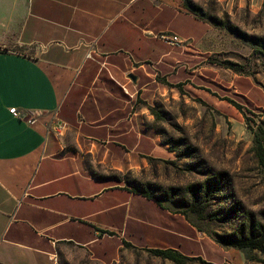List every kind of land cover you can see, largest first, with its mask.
Wrapping results in <instances>:
<instances>
[{
	"label": "crops",
	"instance_id": "0c3cea01",
	"mask_svg": "<svg viewBox=\"0 0 264 264\" xmlns=\"http://www.w3.org/2000/svg\"><path fill=\"white\" fill-rule=\"evenodd\" d=\"M190 1L231 21L264 12V0ZM220 39L183 0H0V264H108L124 242L185 255L200 241L120 176L173 157L148 125L158 66L219 53Z\"/></svg>",
	"mask_w": 264,
	"mask_h": 264
},
{
	"label": "rangeland",
	"instance_id": "374dc122",
	"mask_svg": "<svg viewBox=\"0 0 264 264\" xmlns=\"http://www.w3.org/2000/svg\"><path fill=\"white\" fill-rule=\"evenodd\" d=\"M205 12L216 16L210 8ZM216 17L239 33L264 38L262 11L254 16L244 12L234 21ZM229 27L215 28L221 36L219 53L182 56L184 69L158 66L159 92L151 104L153 113L147 112L148 125L173 157L148 159L145 169L120 176V186L148 192L160 200L161 208L185 217L199 233L200 241L197 235L190 238L183 255L189 259L186 264H264V249L242 252L216 243L217 236L231 234L250 220L264 227V169L253 143L257 134L264 146V53H255ZM169 48L161 45L160 51ZM215 173H223L224 181L212 197L191 191ZM120 201L155 216L144 202L127 197ZM122 246L117 261L108 264H173L146 246ZM107 251L115 253V244Z\"/></svg>",
	"mask_w": 264,
	"mask_h": 264
},
{
	"label": "trees",
	"instance_id": "16d2710c",
	"mask_svg": "<svg viewBox=\"0 0 264 264\" xmlns=\"http://www.w3.org/2000/svg\"><path fill=\"white\" fill-rule=\"evenodd\" d=\"M183 5L186 10L191 12L194 16L199 18L200 20L208 23L214 28H224L229 27L227 24H224L221 19L214 15L207 14L201 7L192 3L190 0H183ZM223 17H228L226 14H223ZM230 28V27H229ZM237 32V30L230 28ZM237 34L243 40V43L247 44L255 53H264V38L247 35L245 33ZM240 109V108H239ZM151 114L153 113V109L149 108ZM254 152L259 161V164L264 169V146L260 141L257 134H254ZM172 151V150H171ZM224 181L223 173H215L212 177L207 178L205 181L191 186V191L193 193L198 194L202 192L204 197H212L213 193L220 190ZM130 192L134 194L141 195L145 199L153 200L159 206H161L160 200L152 197L148 192L138 191V190H130ZM264 214V212H263ZM216 243L223 247L234 248L240 251L247 250H259L262 251L264 249V227L260 222L249 221V224H241L235 232L231 234L221 235L216 237ZM153 255L169 260L173 264H186L188 262V258L184 257L180 253L175 250H154L152 251Z\"/></svg>",
	"mask_w": 264,
	"mask_h": 264
},
{
	"label": "built area",
	"instance_id": "2783aa9c",
	"mask_svg": "<svg viewBox=\"0 0 264 264\" xmlns=\"http://www.w3.org/2000/svg\"><path fill=\"white\" fill-rule=\"evenodd\" d=\"M160 39L167 44L168 46H177L180 45L181 42L179 40V38L176 35L173 34H162L160 36ZM88 57V55H87ZM9 113L12 114L15 117H19L18 112L15 109H10Z\"/></svg>",
	"mask_w": 264,
	"mask_h": 264
},
{
	"label": "water",
	"instance_id": "95a60500",
	"mask_svg": "<svg viewBox=\"0 0 264 264\" xmlns=\"http://www.w3.org/2000/svg\"><path fill=\"white\" fill-rule=\"evenodd\" d=\"M128 78L131 79V81L133 82L135 81V78L133 77V75H129Z\"/></svg>",
	"mask_w": 264,
	"mask_h": 264
}]
</instances>
